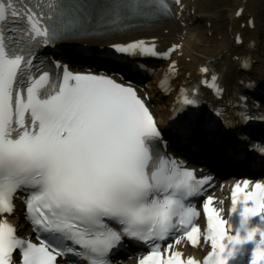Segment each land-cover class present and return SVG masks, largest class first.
I'll return each instance as SVG.
<instances>
[{
    "label": "snow or ice",
    "instance_id": "obj_1",
    "mask_svg": "<svg viewBox=\"0 0 264 264\" xmlns=\"http://www.w3.org/2000/svg\"><path fill=\"white\" fill-rule=\"evenodd\" d=\"M170 11L167 0H0V214L13 213L20 198L39 239H22L6 219L0 221V264H57L58 257L66 264H111L110 254L125 238L150 245L138 264H198L170 251L171 243L165 257L160 242L173 237L176 244L183 238L198 244V212L190 198L199 197L211 179H197L161 150L166 133L131 84L108 74L74 73L59 62L53 75L44 60L34 63L43 47L119 34ZM16 24L23 27L10 30L19 38L8 37L6 25ZM178 47L160 52L154 43L136 41L114 45V51L167 58ZM210 70V80L202 83L223 96L226 69H200L205 76ZM198 93L182 89L173 109L169 127L185 140L197 128L217 127L210 114L201 113ZM212 111L221 116L214 105ZM248 186V180L238 182L231 192L238 224L221 218L213 196L203 200L204 239L212 248L203 264H229L246 244L254 245L250 264H264V183L250 192ZM254 217L259 223L253 224Z\"/></svg>",
    "mask_w": 264,
    "mask_h": 264
},
{
    "label": "bare ground",
    "instance_id": "obj_2",
    "mask_svg": "<svg viewBox=\"0 0 264 264\" xmlns=\"http://www.w3.org/2000/svg\"><path fill=\"white\" fill-rule=\"evenodd\" d=\"M198 2H200L199 6L196 5ZM234 2L235 7L227 21V33L218 42L207 39L205 41L198 28H196V25L201 23L202 20L209 22L212 18L211 12H207L208 8L204 4L205 2L202 3L201 0H182L183 9L177 17L178 21L174 19L166 25L163 24L162 27L164 28L160 31L147 35L119 37L113 40H118L116 42L119 43L140 38L156 39L166 50L173 45H179V50L172 55V59L177 61L178 67L175 82L176 88L179 85L183 86L196 80L199 69L204 66H209L210 69H226L225 75L227 80L229 78V82L224 80L223 84L227 94L230 93L235 85H238V82H255L253 83L254 88L263 87L264 51L260 52L259 38L261 31L259 20L264 3L262 0H235ZM241 8H243L242 16L236 18V13ZM250 20L253 21L255 28H249ZM181 24H184V26L182 27ZM237 37L242 39L241 45H238ZM98 42L103 44L105 41L99 40ZM67 58L73 60L74 56ZM187 58L188 60H186ZM185 61L190 62V65H186ZM81 62H89V60L81 59ZM245 62L248 64V69H243ZM94 64L92 63V66ZM245 70H247V73ZM168 101V108L160 109L161 106H159L155 109L160 126L164 125L168 117L173 97L170 96ZM197 144L200 147H204V149L201 154L194 155L193 159L218 170L224 159L220 149H210V147L205 145V142L200 140L197 141Z\"/></svg>",
    "mask_w": 264,
    "mask_h": 264
},
{
    "label": "rangeland",
    "instance_id": "obj_3",
    "mask_svg": "<svg viewBox=\"0 0 264 264\" xmlns=\"http://www.w3.org/2000/svg\"><path fill=\"white\" fill-rule=\"evenodd\" d=\"M234 1L235 0H201L202 3L205 2L204 4L208 8L207 12H211L212 14V18L209 22L202 20L201 23L196 25V28H198V31H200L205 41L207 39L218 42L222 39V36L227 33V21L235 7ZM262 2L264 3V0H262ZM196 5L199 6L200 2L196 3ZM259 28L261 31V36L259 38V43L261 45L260 52H262V50L264 51V6L262 7V14L259 20ZM207 30H209V32L206 33ZM186 60H188V58ZM185 64L190 65V62L188 63V61H185ZM245 72L247 73V70H245ZM159 106H161L160 109H164V107L166 108L167 106V102L162 101V103L160 102L158 104V107Z\"/></svg>",
    "mask_w": 264,
    "mask_h": 264
}]
</instances>
